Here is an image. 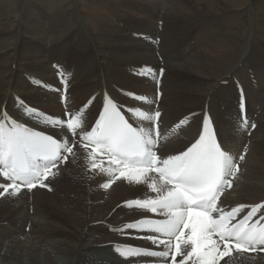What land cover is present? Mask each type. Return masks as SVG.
<instances>
[{
	"label": "bare ground",
	"instance_id": "1",
	"mask_svg": "<svg viewBox=\"0 0 264 264\" xmlns=\"http://www.w3.org/2000/svg\"><path fill=\"white\" fill-rule=\"evenodd\" d=\"M245 2L0 0V112L5 108L12 116L60 140L70 139L67 131L53 129L42 119L29 118L22 110L18 111V101L24 100L38 112L61 119L65 111L75 117L83 109V130H87L105 92L121 103L130 102L128 108L118 103L125 110L139 108L152 114L153 104L126 98L119 89L144 94L148 101H154L155 79L136 73L145 66L152 70L164 68L159 82L161 100L157 106L162 113L163 135H160L158 153L166 157L181 152L198 135L207 109L224 151L234 163H239L231 187H226L219 206L228 211L239 205L260 204L264 202L263 13L261 26L251 29L261 35V43L256 39L249 43L247 30L241 38L228 33L229 27L225 33L220 30L225 28L224 24L233 27L238 23L235 15L240 17L242 13L238 11ZM227 9L238 13L225 22L220 14ZM136 34L143 38L135 37ZM236 49L240 53H235ZM246 53H250L251 65L244 76L242 70L246 63L241 60L240 65H235L239 55ZM53 63L67 74L65 102L60 100L63 86L57 67L51 68ZM133 66L137 69L133 70ZM153 73L157 76L156 71ZM223 81L228 82L215 95L216 83ZM43 83L60 88V92L41 90ZM237 85L245 88L247 128L239 120ZM90 97H93L91 104H82ZM216 101L220 106L217 107ZM195 110H201L200 114L186 117L187 123L178 130L172 127L179 117ZM131 116L136 126L151 130L148 122ZM251 124L253 128L247 133ZM76 139L73 153L67 155L69 164L59 165L54 180L50 176L44 181L48 187L21 189L16 195H11V190L3 194L0 187V246L10 249L16 259L14 264L22 263L17 256L21 247L26 249L30 264H39L36 260L39 254L46 264H143L163 259L143 254L125 257L117 251V247L128 245L140 250H165L163 245L156 246L150 240L139 238L156 235L150 231L114 229L144 217H166L126 206L130 200L137 199L135 194L144 199L155 198L156 194L144 184L117 180L104 189L102 185L109 182V175L90 170L88 151L91 149L86 151L80 146L79 137ZM241 156L243 160L239 159ZM101 161L104 160L97 158L98 164ZM104 166H108L105 161ZM61 169L66 171L59 173ZM8 184L0 177V185ZM259 215L264 216V208L255 217ZM51 251L63 258L51 261ZM100 251L110 256L98 255ZM231 251L232 255L224 257L220 264H264V253ZM0 256L7 261V254ZM181 259L177 257V262ZM166 260L169 262V258Z\"/></svg>",
	"mask_w": 264,
	"mask_h": 264
},
{
	"label": "snow or ice",
	"instance_id": "2",
	"mask_svg": "<svg viewBox=\"0 0 264 264\" xmlns=\"http://www.w3.org/2000/svg\"><path fill=\"white\" fill-rule=\"evenodd\" d=\"M56 67L66 87L67 74ZM136 74L155 79L153 70L146 66ZM127 95L137 101L155 103L146 97L132 93ZM18 105V111L22 110L29 118L42 119L53 129L67 131L70 139L62 138V142H57L52 136L32 130L0 112V177L11 182L0 185L3 194L11 190V195H16L21 191V185L28 190L37 186L48 187L44 181L54 176L56 173L53 170L68 159L61 152L71 155L79 137L80 146L86 151L91 149L88 151L90 170H98L110 177L109 182L102 185L104 189L117 180L144 184L156 194L155 198L136 199L127 202L126 206L146 209L166 217L159 220L142 219L114 229L153 232L157 235L139 238L165 247L163 251L150 252L129 246L117 247V251L125 257L144 254L165 259L171 257V264H218L223 257L232 255V249L237 253L264 251V223H261L264 216L253 221L260 209L264 208V202L254 206L239 205L230 211L219 206L225 187H231L229 178H234L238 165L221 150L207 116L194 143L182 153L161 158L154 150L158 147L159 131L133 126L107 95L91 130H83V109L75 114L74 119L65 122L26 107L22 101H18ZM127 111L149 125L157 122L161 115L159 111L153 115L139 108ZM186 123L187 119L182 120L178 127ZM242 126L248 127L246 117H242ZM104 156L107 157L108 166H104V161L97 163V158ZM239 159L243 160L244 157ZM245 208L250 209L247 214L232 223ZM177 257L182 259L177 262Z\"/></svg>",
	"mask_w": 264,
	"mask_h": 264
},
{
	"label": "rangeland",
	"instance_id": "3",
	"mask_svg": "<svg viewBox=\"0 0 264 264\" xmlns=\"http://www.w3.org/2000/svg\"><path fill=\"white\" fill-rule=\"evenodd\" d=\"M249 1V2H248ZM246 2H248V3H246ZM246 2L244 3V5H243V8H241V11H240V9H239V13H242L241 15H240V17H238V15H235V20H236V22H238L235 26H230L229 24L227 25V24H224V27L225 28H221L220 30L222 31V33H225L226 31L228 32V33H232V34H235V35H240L239 37L241 38L243 35H246V33H245V31L244 30H247L246 32H248V31H250V35H249V38H248V42L249 43H252V41H253V43L254 42H256V41H259L260 43H261V41L263 40V38H261V35H259L256 31H254L255 30V27H258L259 28V25H260V23H259V21H260V18L262 17V14L261 13H263V16H264V11L262 10V8H263V5H264V0H246ZM24 5H25V2H24ZM246 5V6H245ZM260 5V6H259ZM23 9H24V6H23ZM230 9H227V10H224L221 14H220V18H222V20H224L225 22L228 20V17L229 16H231V15H233V14H237L238 12H236V11H234V10H230ZM256 10H257V12H256ZM256 12V13H255ZM260 13V14H259ZM256 14V15H255ZM255 16V17H254ZM258 16V17H257ZM256 18V19H255ZM254 19H255V21H254ZM258 19V20H257ZM255 22H257V23H255ZM253 26V27H252ZM261 26V25H260ZM227 27H229V29L227 28ZM226 28H227V30H226ZM254 28V30H251V29H253ZM237 31H236V30ZM219 30V31H220ZM226 30V31H225ZM230 30V31H229ZM234 31V32H233ZM242 33H244V34H242ZM136 35H138V34H136ZM136 35H135V37H136ZM237 35V36H238ZM222 36V35H221ZM255 39H256V41H255ZM259 39V40H258ZM237 51L235 52V53H240V50H238V49H236ZM248 50H249V52H250V48L248 47ZM239 59H237V61H236V65L235 66H238V65H240L241 64V60L244 62V63H246V66L243 68V70H242V73L244 74V76H247V72L249 71V67H250V65H251V60L249 59V57H250V53H246L244 56H240L239 55ZM247 60H246V59ZM249 59V60H248ZM53 69V68H52ZM132 69L134 70V69H137L135 66H133L132 67ZM233 70H234V68H233ZM241 74V73H240ZM96 75H98V74H96ZM252 74L250 73V77L252 78ZM228 81H226L225 83H224V81L223 82H221V83H216V85H215V88H214V93H215V95L216 94H219V89L221 88V87H223V86H225L226 85V83H227ZM45 83H48V82H46L45 81ZM218 84V85H217ZM55 85V84H54ZM114 87H115V85H114ZM156 87V86H155ZM242 87V90H243V93H244V95H245V88H244V86H241ZM248 88H250V87H248ZM160 89V87H158V90ZM41 90H43V89H41ZM49 90H51V89H49ZM48 90V91H49ZM48 91H46V92H48ZM55 91V90H54ZM125 91H127V90H123V89H119V93L121 94V93H124ZM235 91L237 92V88H235ZM129 92V91H128ZM130 92H132V91H130ZM134 92V91H133ZM134 93H136V94H138L137 92H134ZM122 95H124V94H122ZM139 96H141V97H145V95L143 94V95H139ZM127 98H129L130 99V97H128V96H126ZM245 99H246V95H245ZM117 100V99H116ZM89 101V100H88ZM13 102H14V100H13ZM15 103V102H14ZM85 103H88L87 102V100L85 99L84 100V102L82 103V104H85ZM118 103H121V102H119L118 101ZM130 102H123V103H121V104H124L127 108H128V104H129ZM91 104V103H90ZM133 105H135V104H133ZM216 105H217V107L218 106H220L219 105V103H218V101H216ZM154 106V105H153ZM216 109V108H215ZM217 110V109H216ZM200 111L201 110H195V111H191V112H189V113H187L186 115H184V116H182V117H175L176 119H177V122H180V120L182 119V120H185L186 119V117H189V118H193V117H195L196 115H199L200 114ZM220 113V111L218 112V114ZM132 115H134V114H132ZM192 115H195V116H192ZM181 120V121H182ZM176 122V123H177ZM176 123H174V125H176ZM69 164V162H67V165ZM65 164H63V166H64ZM60 167H62V165L60 166ZM60 167H58V168H56L57 169V174L56 175H58V169L60 168ZM56 169H54L53 171L55 172L56 171ZM66 170L65 169H61V170H59V173H62V172H65ZM53 180H54V176H53V178H52ZM52 180V181H53ZM52 181H51V183H52ZM45 182H46V180H45ZM134 196V198H140V199H144V198H142L141 196H140V194H135V195H133ZM125 230H127V229H124L123 231H125ZM26 231H27V228H26ZM22 242H23V240H21ZM23 243H25V242H23ZM22 248V249H21ZM20 248V250L18 251V253H17V256H18V261H19V263H23V264H30L31 263V261H30V258L28 257V254H27V251H26V249L24 248V247H21ZM24 248V249H23ZM26 251V252H25ZM51 253V254H50ZM102 253V254H101ZM0 254L2 255V254H7V261H5L4 259H2V257L0 256V264H14V262H16V259H15V257L14 256H12V254H11V251H10V249L9 248H6V247H4V245H2V246H0ZM110 253H105V251H100V252H98V255H102V256H110L109 255ZM25 256V257H24ZM27 256V257H26ZM56 256V257H55ZM61 256V257H60ZM13 257H14V259H13ZM49 257H51V261H55L56 259H60V258H63V255H60V254H58L57 252H55V251H51V252H49ZM20 258V259H19ZM28 258V259H27ZM11 259H13V260H11ZM37 261H38V263L39 264H46V261H45V259H44V257H43V255L42 254H39L38 256H37V259H36ZM167 260L166 259H161L160 261H152V263L153 264H155V263H161V264H167ZM21 263V264H22ZM150 263H151V261H150ZM132 264V263H131ZM143 264H149V262L148 263H144L143 262Z\"/></svg>",
	"mask_w": 264,
	"mask_h": 264
}]
</instances>
